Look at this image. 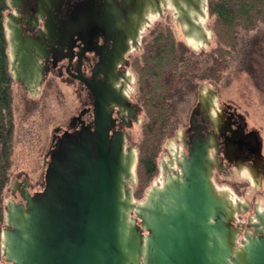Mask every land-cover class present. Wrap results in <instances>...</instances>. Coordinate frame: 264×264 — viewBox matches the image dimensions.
I'll return each instance as SVG.
<instances>
[{"label": "water", "instance_id": "1", "mask_svg": "<svg viewBox=\"0 0 264 264\" xmlns=\"http://www.w3.org/2000/svg\"><path fill=\"white\" fill-rule=\"evenodd\" d=\"M109 128L99 119L94 132L65 130L49 151L42 189L5 200L6 263L264 264V207L239 238V209L214 183L209 141L199 136L182 151L175 175L141 202L137 149Z\"/></svg>", "mask_w": 264, "mask_h": 264}, {"label": "flooded vegetation", "instance_id": "2", "mask_svg": "<svg viewBox=\"0 0 264 264\" xmlns=\"http://www.w3.org/2000/svg\"><path fill=\"white\" fill-rule=\"evenodd\" d=\"M204 5L205 0L8 2L9 69L24 109L31 110L27 101H45L50 91L63 103L67 87L73 93L76 114L67 128L56 127L59 131H54L50 149L65 130L94 132L99 119L109 124L110 135L125 132L128 137L127 130L140 122L143 112L135 64L142 58L145 29L154 22L158 34L170 30L189 45V38L199 34L206 43L203 17L208 13ZM212 101L211 94L198 89L182 134L184 151L187 153L199 136L210 142L217 161L214 169L236 179L232 189L238 195L236 224L241 230L246 226L242 213L250 204L239 198L249 188L261 191L264 185V139L237 110L222 106L213 112ZM180 158L181 154L176 155L177 162ZM48 160L49 152L46 160L44 157L46 165ZM31 188L24 178L15 183L12 194L22 200L20 193L24 189L32 192ZM248 225L252 227V222Z\"/></svg>", "mask_w": 264, "mask_h": 264}, {"label": "rangeland", "instance_id": "3", "mask_svg": "<svg viewBox=\"0 0 264 264\" xmlns=\"http://www.w3.org/2000/svg\"><path fill=\"white\" fill-rule=\"evenodd\" d=\"M207 13L208 16L203 21L206 29V43L203 46L195 48L189 45L180 35L175 37L191 53L206 54L213 51L218 45L217 37L211 25L212 18L208 10ZM153 29H156L154 22L145 29L144 35H148ZM212 56L215 58L219 55L213 54ZM205 59L206 56L203 55L201 58L202 65H206L204 63ZM224 61L227 68L223 70L222 78L215 82L210 80L200 82L199 92L206 95L211 94L213 99L211 109L213 112L222 106L237 110L245 116L249 127L260 130L264 139V20L259 23L255 30L239 33L236 49L232 50V53ZM209 64H214L212 57L209 58ZM13 87L12 84L15 114L14 152L10 183L5 191V200L14 199L17 201L20 197H14L12 189L16 182L22 181L24 178H27L32 186L31 193L42 189L46 169L44 157L46 160L47 154L51 150L54 130L56 127L67 128L70 118L76 114V111L70 87L66 89L65 103L59 101L58 96L51 91L47 92L45 101L38 102L41 103L40 105L38 103L31 104L27 101L31 106V110L38 104L37 109L33 112L29 108H26L28 111L24 109L22 96L20 92H17V88ZM198 89L181 105L178 113L180 124L174 133L164 141L158 158L159 172L147 187L141 189V198H135L136 200L144 201L147 191L152 186H162L168 175H175V170L179 169L176 155L179 156L185 150L182 134L189 124L190 110L197 101ZM144 119L145 115L142 112L140 122L135 124L131 130H127V145L135 147L137 152V144L142 137V122ZM225 176L221 172L217 173L214 169L213 180L217 188L230 191L236 198L238 195L232 189L233 182L236 179ZM136 186L137 173L133 188ZM239 199L241 201L247 200L250 204V207L241 216V220L246 221V226L241 228L239 232V238H242L245 237L246 232L252 230L248 222L256 221V209L264 207V185L261 191L249 188ZM2 264L11 263H6L2 257Z\"/></svg>", "mask_w": 264, "mask_h": 264}, {"label": "trees", "instance_id": "4", "mask_svg": "<svg viewBox=\"0 0 264 264\" xmlns=\"http://www.w3.org/2000/svg\"><path fill=\"white\" fill-rule=\"evenodd\" d=\"M8 0H0V264H2V230L4 227L5 191L10 183L14 152V101L9 69L5 18ZM212 29L217 47L209 53L194 54L178 42L170 30L158 34L156 29L143 39L142 58L135 68L145 119L142 137L137 144V186L134 197L141 198L159 172L158 158L166 138L178 125L181 105L194 94L200 82L222 78L224 59L236 49L241 31L255 30L264 20V0H208ZM218 54V57H213ZM206 59L202 65L201 58ZM214 64H209V58Z\"/></svg>", "mask_w": 264, "mask_h": 264}, {"label": "bare ground", "instance_id": "5", "mask_svg": "<svg viewBox=\"0 0 264 264\" xmlns=\"http://www.w3.org/2000/svg\"><path fill=\"white\" fill-rule=\"evenodd\" d=\"M205 7V5H204ZM206 19V16L203 17V21ZM204 40L202 38V35H199V34H193L191 36V38H189V41L191 43L192 46H194L195 48H199L201 46L204 45ZM212 155V154H211ZM180 159H178L179 161ZM157 186V185H156ZM218 192L221 194V195H224L226 196L232 203H236V200L234 198V195L232 193H230V191L228 190H222V189H218ZM257 210H260V208H257Z\"/></svg>", "mask_w": 264, "mask_h": 264}]
</instances>
